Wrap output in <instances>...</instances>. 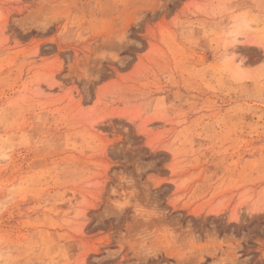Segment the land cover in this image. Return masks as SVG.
Segmentation results:
<instances>
[{
	"label": "rangeland",
	"instance_id": "374dc122",
	"mask_svg": "<svg viewBox=\"0 0 264 264\" xmlns=\"http://www.w3.org/2000/svg\"><path fill=\"white\" fill-rule=\"evenodd\" d=\"M0 264H264V0H0Z\"/></svg>",
	"mask_w": 264,
	"mask_h": 264
}]
</instances>
